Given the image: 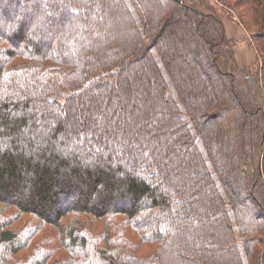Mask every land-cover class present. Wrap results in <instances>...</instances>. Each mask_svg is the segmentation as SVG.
<instances>
[{
	"label": "trees",
	"instance_id": "16d2710c",
	"mask_svg": "<svg viewBox=\"0 0 264 264\" xmlns=\"http://www.w3.org/2000/svg\"><path fill=\"white\" fill-rule=\"evenodd\" d=\"M53 256L264 264V0H0V264Z\"/></svg>",
	"mask_w": 264,
	"mask_h": 264
},
{
	"label": "rangeland",
	"instance_id": "374dc122",
	"mask_svg": "<svg viewBox=\"0 0 264 264\" xmlns=\"http://www.w3.org/2000/svg\"><path fill=\"white\" fill-rule=\"evenodd\" d=\"M230 1H233V0H228V2H230ZM218 6L223 11V13H224V20L227 23H229V20H231V21L234 22V19H236V18L239 20L238 16L236 15L237 13L235 11L230 10L229 8L224 7L223 5H218ZM229 13L232 14L233 16H236V17L232 18V16H230ZM238 20H237L238 23L236 22L235 24L237 26H241V23ZM244 20L247 21V18H245ZM243 27H244V25H243ZM245 29L248 32L247 28H245ZM232 35L236 38V47L235 48H236V50H238V53H239V55H237L238 60L243 61L244 59L247 58L248 63L250 64V67H251V65L258 64L259 62L257 60V56H256V54L254 52V48L252 46V42H251V39H250L251 37L250 38H248V37L242 38V37L238 36L237 34H232ZM24 221L25 220L21 219L20 221H18L15 224V225H19L20 224V226H21L20 227V230L21 231L25 228ZM25 230H26V228H25ZM26 232L28 234L30 233V231H27V230H26ZM30 237H31V246H30V248L28 250H26V253H27V256L26 257H28V253L30 254V256H32L33 254H36L37 253V251L39 249L38 248L39 246L37 245V240L36 239H43V242H44V240H47V236H43V233L37 235L36 237H34V235L33 236H30ZM40 244L42 245V243H40ZM49 245H47V246H49ZM33 246H35L36 249H34ZM61 255H62V252H61ZM55 258L56 257L53 256V259L51 260V263L50 264H53V262L56 260Z\"/></svg>",
	"mask_w": 264,
	"mask_h": 264
},
{
	"label": "crops",
	"instance_id": "0c3cea01",
	"mask_svg": "<svg viewBox=\"0 0 264 264\" xmlns=\"http://www.w3.org/2000/svg\"><path fill=\"white\" fill-rule=\"evenodd\" d=\"M235 23H236V21L233 22L231 20H229V23L226 22L227 30H228V33L230 35L237 34L238 36H240L242 38H246V37L250 38L251 37L250 33L246 31V29L243 27V25L237 26ZM250 39H251V42H252V38H250ZM254 52L256 54L255 50H254ZM237 55H239L238 50H237ZM239 63H240L241 66H243L246 69H248L250 67V64L248 63L247 58L244 59L243 61L239 60ZM252 66L253 65H251V67Z\"/></svg>",
	"mask_w": 264,
	"mask_h": 264
}]
</instances>
